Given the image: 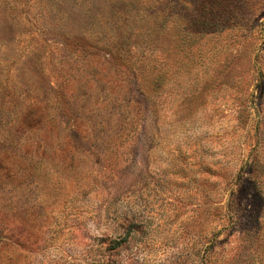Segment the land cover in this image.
Listing matches in <instances>:
<instances>
[{
  "label": "rangeland",
  "instance_id": "rangeland-1",
  "mask_svg": "<svg viewBox=\"0 0 264 264\" xmlns=\"http://www.w3.org/2000/svg\"><path fill=\"white\" fill-rule=\"evenodd\" d=\"M0 264H264V0H0Z\"/></svg>",
  "mask_w": 264,
  "mask_h": 264
},
{
  "label": "trees",
  "instance_id": "trees-1",
  "mask_svg": "<svg viewBox=\"0 0 264 264\" xmlns=\"http://www.w3.org/2000/svg\"><path fill=\"white\" fill-rule=\"evenodd\" d=\"M22 122H25V121H22Z\"/></svg>",
  "mask_w": 264,
  "mask_h": 264
}]
</instances>
